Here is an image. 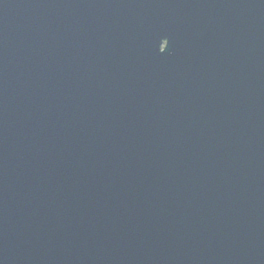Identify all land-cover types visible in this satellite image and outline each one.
<instances>
[{
	"label": "water",
	"instance_id": "1",
	"mask_svg": "<svg viewBox=\"0 0 264 264\" xmlns=\"http://www.w3.org/2000/svg\"><path fill=\"white\" fill-rule=\"evenodd\" d=\"M0 264H264V0H0Z\"/></svg>",
	"mask_w": 264,
	"mask_h": 264
},
{
	"label": "snow or ice",
	"instance_id": "2",
	"mask_svg": "<svg viewBox=\"0 0 264 264\" xmlns=\"http://www.w3.org/2000/svg\"><path fill=\"white\" fill-rule=\"evenodd\" d=\"M167 47H169V41L167 42Z\"/></svg>",
	"mask_w": 264,
	"mask_h": 264
}]
</instances>
